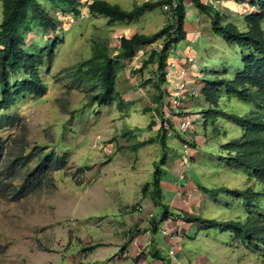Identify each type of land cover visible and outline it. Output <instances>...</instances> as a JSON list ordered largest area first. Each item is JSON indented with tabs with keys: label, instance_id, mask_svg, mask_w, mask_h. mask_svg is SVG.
<instances>
[{
	"label": "rangeland",
	"instance_id": "1",
	"mask_svg": "<svg viewBox=\"0 0 264 264\" xmlns=\"http://www.w3.org/2000/svg\"><path fill=\"white\" fill-rule=\"evenodd\" d=\"M82 1L80 10L85 17L65 12L62 3L48 1L47 8L60 22L59 28L50 32L34 29L26 34L29 45H51L55 40V48L53 60L42 72L46 93L19 96L10 109L17 118L15 124L0 130L4 140L0 157V264H148L155 258L161 259L156 264H264L263 250L248 246L232 231L183 217L189 212L222 222L245 219L259 210L247 199L219 190L222 186H248L252 172L228 162L222 145L232 135V124L215 115L205 121L204 111L211 105L201 93L204 79L217 77L215 70L225 79L234 78L250 50L215 32L211 14L202 12L197 21L192 0H186L187 39L170 50L168 63H182L178 57L191 48L184 57L195 59L188 77L189 93L194 95L184 98L179 111L167 101L161 107L163 117L156 110L159 105L153 102L152 83L142 84L156 79V66L147 65L143 73L134 70L135 64L141 65L148 56V50L161 48L160 40L152 47L140 48L135 59L115 60L117 87L129 105L123 110L115 102L101 105L92 100L99 88L90 90V84L75 74L78 65L92 57L94 40L106 41L110 52L116 54L122 36L153 34L171 20V15L160 6L130 22L110 23L107 16L89 11L84 4L89 0ZM107 1L130 10L146 0ZM213 5L225 14L224 22H234L241 30L247 29V11L260 9L258 4L252 8L249 0L239 1L235 11L230 9L233 1L213 0ZM3 9L0 0V23ZM71 15L75 22H71ZM171 85L167 79L165 87ZM222 92H226L224 88ZM165 95L164 100H170ZM254 105L226 95L221 99L224 110L239 114ZM186 116L194 121L187 133L178 127ZM163 120L169 145L162 178L167 220L163 219L165 207L152 202L142 189L152 180L155 162L163 152L160 142L154 141ZM52 150L66 155L63 168L37 171L32 179L34 173L30 174L40 154ZM19 155L31 160L28 163ZM172 247L176 259L170 254Z\"/></svg>",
	"mask_w": 264,
	"mask_h": 264
},
{
	"label": "trees",
	"instance_id": "2",
	"mask_svg": "<svg viewBox=\"0 0 264 264\" xmlns=\"http://www.w3.org/2000/svg\"><path fill=\"white\" fill-rule=\"evenodd\" d=\"M48 1L55 4L62 3L65 12L72 11L76 15L80 13L81 0H3V18L0 23V112L2 115L0 130L15 124L17 118L10 114V109L16 105L19 96L27 93L40 96L47 91V80L42 72L53 60L55 40L51 45L38 46L33 43L29 45L26 34L34 29L50 32L59 28L60 22L47 8ZM210 1L211 3L192 0L195 8L201 13L211 14L212 28L215 32L224 34L228 41L250 50V53L243 57V69L239 70L234 78L225 79L221 77V71L215 70L217 77L212 80L205 78V84L201 89V93L211 105L204 111L205 121L215 115L224 117L225 121L229 122L228 124H232L230 130L233 131L232 135L222 145L228 153V162L252 172L249 173L251 175L248 186L235 189L222 186L219 190L237 198L247 199L250 205H257L259 210L250 213L245 219H231L222 222L216 218L189 212L183 217L189 222L203 223L208 225L207 227L219 226L224 230H230L236 238L248 246L254 245L255 249L264 252V0H249L252 8L258 4L260 9L258 12L250 11L245 16L246 30H241L234 22H224L225 14L215 8L213 0ZM234 1L239 3L243 0ZM166 5L169 6L167 12L170 13L171 20L153 34L135 32L131 37L122 36L116 54L110 52L106 41L94 40L92 57L78 65L75 71L78 78L90 84V90L99 88L98 92L92 96V100L98 101L101 105L115 102L120 110L125 109L129 102H126L117 87L119 69L115 66V60L117 58L133 59L143 46L152 47L162 40L161 48L148 50V56H145L143 63L134 71L143 73L147 65L156 66V79H146L142 81V84L147 86L152 83V88L155 90L153 102L159 105L156 110L162 117L165 115L161 107L163 108L164 97L167 93L165 83L169 66L168 53L174 46L187 39L186 0H146L142 3H135L130 10L107 0L87 2L90 12L107 16L110 23L130 22L147 11L160 6L165 8ZM223 88L226 94L222 92ZM225 95L230 100L237 98L254 102L255 105L244 114L226 111L221 107V99ZM155 122L150 124L151 128ZM163 122L160 132L154 138V141H159L162 145L163 152L160 160L155 162L152 180L145 183L142 189L143 193H149L152 202L165 207L163 219L167 220L169 209L163 202L165 197L162 178L165 172L163 166L167 165L169 157V145L167 144L166 122L165 120ZM3 152L4 140L0 136V157ZM19 157H25L28 163L31 160L29 156L19 155ZM40 157V161L30 174L32 176L34 173L32 179L38 172L44 173L47 168L62 169L67 161L66 155L57 154L53 150L50 153L49 151L42 152ZM154 218L152 223L156 228L157 222Z\"/></svg>",
	"mask_w": 264,
	"mask_h": 264
},
{
	"label": "built area",
	"instance_id": "3",
	"mask_svg": "<svg viewBox=\"0 0 264 264\" xmlns=\"http://www.w3.org/2000/svg\"><path fill=\"white\" fill-rule=\"evenodd\" d=\"M87 1L85 2V4ZM166 9H169V6H165ZM74 14V12H72ZM80 16L85 17V13L83 10L80 11ZM71 22H75L76 18L74 15L70 16ZM193 57H188L185 59L182 63H170L167 69V79L171 81L172 85L169 87H165L167 96H170V100L166 99L167 103L171 105V107H176L179 111V108L183 106L182 101L187 96L193 95L192 93H189V72L192 67V64L194 62ZM167 98V97H166ZM193 120L191 116H186L184 119L182 118L181 123L179 124V129H181L184 132H188L190 130V125L193 124ZM188 143H185V146L187 147ZM163 232L165 234H169L167 229H164ZM170 254L173 256V258L176 259V253L175 249L172 247L170 250ZM148 264H156V263H148Z\"/></svg>",
	"mask_w": 264,
	"mask_h": 264
},
{
	"label": "crops",
	"instance_id": "4",
	"mask_svg": "<svg viewBox=\"0 0 264 264\" xmlns=\"http://www.w3.org/2000/svg\"><path fill=\"white\" fill-rule=\"evenodd\" d=\"M218 1H220V0H218ZM221 1H223V2L233 1L235 5L232 6V8H230L231 11H235V9L239 8L238 3H237L236 1H234V0H221ZM247 12H250V10L247 11ZM194 14L197 15V21L200 20V18H201V14H202V13H201L199 10H196V9H195ZM144 47H150V46H144ZM189 50H191V48L187 47L186 50L183 51L182 55H180L178 58L181 59L182 61H184V60H185L184 54L188 53ZM139 52H140V50H139ZM137 56H138V55H137ZM133 59H135V58H133ZM131 60H132V59H131ZM125 61H129V60H126V59H125ZM139 63H140V62H139ZM139 63L135 64V67L138 65L136 68H139V67H140ZM141 64H142V63H141ZM191 68H192V71H193L194 66H192ZM191 88H192V87H191ZM122 94H123V93H122ZM193 95H194V94H193ZM123 96H124V94H123ZM188 97H189V96H188ZM126 102H128V101L126 100ZM173 237H176V236H173ZM156 253H157V252H156ZM154 254H155V253H152V257L154 256ZM160 254H161V252H160ZM160 260H161V259H159V258H155V262H159ZM152 261H153V259L149 260L148 262L151 263ZM140 262H141V261H140ZM148 262H147V263H148ZM155 262L153 261L152 263H155ZM137 263H138V262H137ZM138 264H140V263H138Z\"/></svg>",
	"mask_w": 264,
	"mask_h": 264
},
{
	"label": "clouds",
	"instance_id": "5",
	"mask_svg": "<svg viewBox=\"0 0 264 264\" xmlns=\"http://www.w3.org/2000/svg\"><path fill=\"white\" fill-rule=\"evenodd\" d=\"M81 2L83 3V1L81 0ZM85 4V3H84ZM82 7V6H81ZM81 7H80V9H81ZM81 11V10H80ZM72 12V11H71ZM75 14V13H74Z\"/></svg>",
	"mask_w": 264,
	"mask_h": 264
}]
</instances>
